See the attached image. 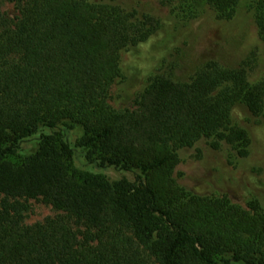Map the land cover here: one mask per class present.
Returning a JSON list of instances; mask_svg holds the SVG:
<instances>
[{
  "label": "trees",
  "instance_id": "1",
  "mask_svg": "<svg viewBox=\"0 0 264 264\" xmlns=\"http://www.w3.org/2000/svg\"><path fill=\"white\" fill-rule=\"evenodd\" d=\"M8 1L20 16L8 17L0 0V264H264L259 202L196 195L174 177L179 149L202 138L248 153L232 112L243 104L261 113L264 75L251 81L245 66L219 61L188 81L156 74L135 109L118 111L109 90L121 50L161 20L109 0ZM178 1L232 16L240 0ZM254 19L264 41V0ZM32 137L36 149L20 159ZM80 153L137 176L83 171ZM38 196L64 214L27 224Z\"/></svg>",
  "mask_w": 264,
  "mask_h": 264
},
{
  "label": "rangeland",
  "instance_id": "2",
  "mask_svg": "<svg viewBox=\"0 0 264 264\" xmlns=\"http://www.w3.org/2000/svg\"><path fill=\"white\" fill-rule=\"evenodd\" d=\"M109 1L137 15L151 14L161 20V27L148 39L121 50V72L109 90V103L118 111L135 109L156 74L188 81L205 64L219 61L232 67L245 66L251 81L264 75V41L254 19L257 0H240L232 16H223L209 2H205L203 8H189L178 0ZM1 7L14 21L20 16L16 2L1 0ZM232 118L249 134L248 153H238L228 142L216 148L211 139L202 138L192 146L179 149L174 177L193 194L227 196L245 208L257 201L264 208V102L258 115L252 114L243 104H237ZM36 147L35 137L27 140L20 159L34 152ZM76 165L110 181L137 176L132 169L100 167L81 153ZM29 205L25 213L27 224L64 214L41 196L31 197ZM71 221L78 232L84 230L85 227L78 226L74 219Z\"/></svg>",
  "mask_w": 264,
  "mask_h": 264
}]
</instances>
